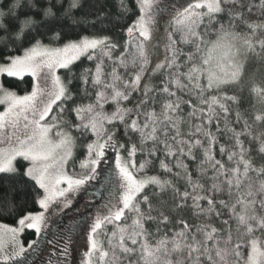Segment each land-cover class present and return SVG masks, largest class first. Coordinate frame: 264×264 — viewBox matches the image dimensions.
Instances as JSON below:
<instances>
[{"label":"snow or ice","instance_id":"snow-or-ice-1","mask_svg":"<svg viewBox=\"0 0 264 264\" xmlns=\"http://www.w3.org/2000/svg\"><path fill=\"white\" fill-rule=\"evenodd\" d=\"M134 2L113 14L103 0H0V216L13 220L0 222V264H31L42 244V264L74 251L79 264H264V0ZM83 26L96 31L68 37ZM82 58L93 67L77 75ZM25 75L23 95L5 86ZM109 151L115 194L84 228L51 233Z\"/></svg>","mask_w":264,"mask_h":264},{"label":"rangeland","instance_id":"rangeland-1","mask_svg":"<svg viewBox=\"0 0 264 264\" xmlns=\"http://www.w3.org/2000/svg\"><path fill=\"white\" fill-rule=\"evenodd\" d=\"M160 19V22L156 26V31L154 33V40L151 42V52L149 59L153 64L157 62H162L165 57V43L167 40V32L168 29V16L164 15L163 18ZM62 70V69H61ZM61 70L59 71V75L62 76ZM154 79V76L152 77ZM6 86V85H5ZM7 87V86H6ZM10 88V87H8ZM11 90L16 91L13 88ZM17 92V91H16ZM23 95L24 93H19ZM0 110H3V106H0ZM111 110V109H109ZM123 154V153H122ZM71 162V161H70ZM70 162L68 165V171L70 174L75 172H79V162L76 165L70 166ZM114 154L109 151L107 159L103 161L100 167L97 169L96 178L91 180L78 194H76L73 198V202L71 207L64 210V212L60 213L57 216H53L50 221L49 231L51 233H61L64 234L69 230H72L76 226H79L81 229L85 227L86 223L97 209H102V206L107 203L110 198V194H115V188L110 183L113 179L111 176V169H114ZM89 214L86 219L80 221V218L84 213L88 212ZM3 222V221H0ZM6 223V222H3ZM10 224V223H8ZM33 237H26L24 234L21 239L24 241L25 246L27 247V243L33 239ZM42 255H31L29 258H36L31 262L33 264H42V262L47 258L49 252L51 251V246L48 245L45 249V245H41ZM86 246L84 245L83 239L80 241L79 251L82 253L86 251ZM80 255L76 251L73 252V260L72 264H79Z\"/></svg>","mask_w":264,"mask_h":264},{"label":"trees","instance_id":"trees-1","mask_svg":"<svg viewBox=\"0 0 264 264\" xmlns=\"http://www.w3.org/2000/svg\"><path fill=\"white\" fill-rule=\"evenodd\" d=\"M99 2V0H84V10L85 11H91L94 9L96 4ZM129 5L135 10V2L134 0H129ZM103 6L110 9L111 13L115 14L117 11L116 8V3L115 0H103ZM131 18V17H130ZM169 28V27H168ZM67 35L69 38L75 39L79 34H89L90 32L96 31V29H92L87 26L79 27L76 29H67ZM168 33V29L166 30ZM107 34L111 35L114 40L122 43L125 39V37L119 32L118 29L116 28H111L107 32ZM87 67H93L92 63L87 61L86 59L82 58L80 61L76 62L72 66L73 72H75L77 75L82 71V69L87 68ZM62 73V78H69L68 74L65 72V70H61ZM160 73L157 72L156 75H154V79L152 78L153 83H158V78H159ZM4 83L7 87L15 89L19 93H25V91H30V85L32 83V77L29 75H25L23 78V81L19 80L18 78H3ZM79 87V81L76 79H73V91H75ZM245 107H247V104H245ZM83 157V152L82 150L77 152L76 158L74 161L70 162V166L76 165L77 162L82 160ZM137 163L139 164L143 157L138 154L137 156ZM149 175L155 174L153 170H149L148 172ZM9 195L7 189L4 187L3 184H0V199L6 198ZM0 221L6 222V223H13V220L9 216H0ZM26 237H33L35 234L32 231H28L25 233Z\"/></svg>","mask_w":264,"mask_h":264},{"label":"flooded vegetation","instance_id":"flooded-vegetation-1","mask_svg":"<svg viewBox=\"0 0 264 264\" xmlns=\"http://www.w3.org/2000/svg\"><path fill=\"white\" fill-rule=\"evenodd\" d=\"M88 214H89V211L86 212V213H84V215L81 216L80 221H83V219H86V217L88 216ZM35 258H36L35 256H33V258H29L30 262H32ZM31 264H33V263H31Z\"/></svg>","mask_w":264,"mask_h":264}]
</instances>
